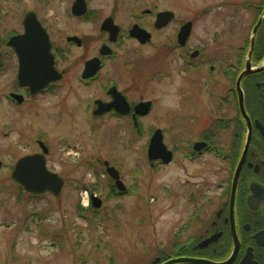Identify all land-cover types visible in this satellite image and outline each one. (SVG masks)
Returning <instances> with one entry per match:
<instances>
[{
	"label": "rangeland",
	"instance_id": "rangeland-1",
	"mask_svg": "<svg viewBox=\"0 0 264 264\" xmlns=\"http://www.w3.org/2000/svg\"><path fill=\"white\" fill-rule=\"evenodd\" d=\"M74 1L0 0V264H105L104 256L110 254L104 248L124 244L129 217H188L196 212V207L190 205L191 190L186 184L190 174L185 171H208V197L215 200L220 192L214 173L218 170L216 159L204 157L190 164L181 159V164L154 168L147 159L148 137L154 128L161 127L166 143L169 147L172 144L170 133L174 128L170 115L179 100L175 97L174 78L179 83L186 70L171 49L177 27L195 20L192 46L204 43L213 48L212 39L217 37L227 46L239 43L245 49L254 23L264 11V0H89L95 19L87 22L68 16ZM144 7L172 11L175 15L161 31L154 30L152 19L147 17L143 22L153 32L150 42L144 46L125 42L118 49V58L103 70V80L96 83V89L81 87L73 94L53 92L34 102L32 113L19 111L13 115V106L4 94L13 89L17 63L5 41L22 32L25 12L39 13L51 39L57 42L63 43L62 37L77 29L91 35V48L75 51L65 63L70 66L80 55L81 65L73 68L75 74L101 44L98 27L107 14L117 11V23L127 28L133 21L132 12ZM158 72L168 77L158 82ZM116 76L130 100L156 102V110L144 119L143 138L133 135L128 120L105 116L94 118L93 126L87 121L85 108L89 101L100 94V86L109 77ZM63 97L68 98L66 103L62 102ZM199 108L203 109L202 100L193 112L186 110L190 114L187 119L201 120ZM177 112L186 113L181 107ZM13 118L16 125L12 135ZM42 132L51 149L47 166L65 180L58 196L47 192L33 197L11 176L18 159L41 152L35 136ZM103 160L120 170L122 181L131 190L129 194H111L113 182L107 178ZM91 194L103 201L101 208L87 207L86 199L88 196L90 201ZM96 252L101 253L100 263L93 259L98 254L92 257Z\"/></svg>",
	"mask_w": 264,
	"mask_h": 264
},
{
	"label": "flooded vegetation",
	"instance_id": "flooded-vegetation-1",
	"mask_svg": "<svg viewBox=\"0 0 264 264\" xmlns=\"http://www.w3.org/2000/svg\"><path fill=\"white\" fill-rule=\"evenodd\" d=\"M85 1L87 11L83 15H76L73 12L76 0L73 2L68 13L71 19L80 22L95 19L94 9L89 8L88 5L89 0ZM31 11L36 13L48 32V28L35 10L25 12L22 25L26 14ZM160 12L154 7L134 10L132 12L133 21L127 28L117 23V11L107 14L98 27L101 44L84 62L83 68L75 74L73 68L78 69L81 65L80 55L70 66H66L65 63L71 59L75 51H88L91 48L93 40L90 38L91 35L77 29L66 33L62 37V40L64 38L63 43L49 37L54 66L60 78L38 93H33L30 86L20 82L18 78L20 60L13 48V59L16 60L17 71L13 78V89L4 94L6 101L13 106V115H17L19 111L32 113L33 103L40 97L48 96L53 92L62 91L65 94H73L78 93L81 87L96 89V83L100 79L103 80V70L110 61L118 58V49L125 42H137L142 46L150 42L148 40L142 43L136 38L132 34L134 26L137 25L146 30L151 34L152 39L153 32L143 22L147 17L152 19L151 24L156 31H161L170 25L169 23L162 28L156 27ZM99 17L100 15L96 19ZM110 18L113 21L112 26L119 27L114 40L111 39L114 32L102 28L105 21ZM188 22L192 23L190 35L181 44L179 33L181 27ZM194 25V19L181 23L177 27L174 42L171 45V49L176 52L174 53L175 58L177 57L186 68L181 73L182 80L179 83L177 77L174 78L175 97L179 100L170 115L174 128L170 133L173 138L172 144L169 147L166 143V133L163 128H154L148 137L147 159L151 167L159 169L171 164H181L182 161L190 164L212 156V159H216L218 163V170L214 173L217 174L219 180L216 188L220 192L215 200L208 197L206 193L210 182L208 171L202 169L196 172L185 171L190 174L186 184L189 185L188 190H191L190 205L196 207V212L188 217H129L125 222L127 228L124 231V244L104 248L105 253L110 254L104 256L105 264H264V129H262L264 128V68L242 78L248 62L255 69L264 65V29L261 37H258L259 28L255 46L249 56L251 34L245 49L239 43L227 46L217 37L212 39L213 48H209L204 43L201 46H192L190 42ZM23 31L24 27L22 32L14 33L13 36ZM91 60H98L99 66L93 75L86 71L87 64ZM167 77L168 75L162 76L160 72L156 76L158 82ZM120 84L119 76H116L115 78L109 77L106 83L100 86V94L94 96L85 108V114L89 117L87 121L93 126L94 118L101 119L105 116L118 121L128 120L133 135L143 138L145 136L144 119L156 110V102L154 100L132 101L128 94L120 88ZM116 92H119L126 100L129 105L128 111L123 112L125 103L120 99L118 103L122 110L112 107L100 115L95 114L101 102L107 106L116 102L114 97ZM66 100L68 98L62 102ZM200 100L203 103V109L199 108L201 120L193 117L187 119L190 114L186 110L193 112ZM147 102H150L148 112L136 110L140 103ZM179 107L186 113L177 112ZM243 107L246 115L243 114ZM13 125H16V118H13L12 135ZM157 130L161 131L164 144L171 153L169 162L162 158L154 161L149 158V143ZM181 130L186 132L181 133ZM35 143L40 147L41 152L47 148V156L50 155V145L44 138V132L35 136ZM37 153L40 152L36 151L26 155ZM157 156L160 157V155ZM106 163L114 167L119 173V179H122L120 170L116 166L109 161H101L108 180L113 182L111 194H129L131 192L129 189L120 191L117 179L108 174ZM182 167H186V164ZM239 167L241 168L240 174L235 179ZM189 169L192 170L191 167ZM92 196L93 194L91 198ZM185 201L189 202V199ZM92 204L91 200L90 206ZM100 254L92 253V257L96 255L93 259L97 263H100L99 259L102 258ZM117 259L120 260L117 261Z\"/></svg>",
	"mask_w": 264,
	"mask_h": 264
},
{
	"label": "water",
	"instance_id": "water-1",
	"mask_svg": "<svg viewBox=\"0 0 264 264\" xmlns=\"http://www.w3.org/2000/svg\"><path fill=\"white\" fill-rule=\"evenodd\" d=\"M87 11V4L85 0H76L73 12L76 15H83ZM174 13L171 11H163L159 13L158 20L156 23L157 28L166 26L173 18ZM264 21V12L260 16L257 24L253 28L251 34V49L249 56L252 54L253 48L255 46L256 35L258 29ZM24 32L17 36H12L8 45L13 47L17 52L20 60L19 68V80L22 84L30 86L33 93L42 92L44 88L60 78V74L54 67V57L51 53V42L49 34L46 29L42 26L41 22L38 20L35 12H28L24 19ZM112 19H108L103 24V29H110L114 32V36L111 39H115V34L119 30L118 26H112ZM192 23L188 22L182 26L179 33V40L183 44L184 40L190 35ZM132 34L136 36L142 43L150 40L151 35L139 26H134ZM98 60H91L87 64V70L93 75L99 69ZM264 66V65H263ZM257 67L256 69L252 67V64L248 62L246 71L242 73V78L252 72L261 71L264 67ZM89 75V74H88ZM241 81V79H240ZM243 95V91H242ZM116 102L114 104H109L108 106L104 103L99 104V109L95 114H102L105 110H110L112 107L116 109L120 105L118 102L121 100L125 103L123 112L128 111L129 105L126 100L121 96L119 92L114 93ZM121 99V100H120ZM101 105L102 108H101ZM150 109V102L140 103L136 110L138 112H148ZM122 110V109H121ZM243 114L246 115L245 109L243 107ZM262 127V126H261ZM262 129H264L262 127ZM264 131V130H263ZM48 152L47 148H44V153L34 154L22 157L18 160L12 173V178L19 183L27 192L32 194H42L46 191L51 192L53 195L58 196L64 186L63 178L55 173L51 172L47 167V162L45 158V153ZM148 155L151 161L158 158L164 159L166 162L170 161L171 153L167 150V147L163 141V135L160 130H157L153 135L149 148ZM157 155H160L158 157ZM108 166V163H106ZM1 166V163H0ZM240 167L237 169L236 178L240 174ZM107 172L109 175L117 179V185L120 190H126L124 183L119 179V173L114 167L108 166ZM93 204L95 207H100L102 202L98 197L93 196Z\"/></svg>",
	"mask_w": 264,
	"mask_h": 264
},
{
	"label": "trees",
	"instance_id": "trees-1",
	"mask_svg": "<svg viewBox=\"0 0 264 264\" xmlns=\"http://www.w3.org/2000/svg\"><path fill=\"white\" fill-rule=\"evenodd\" d=\"M262 13V12H261ZM260 13V14H261ZM259 14V15H260ZM263 29H264V22H263V24H262V26H261V28H260V31H259V36L258 37H261V32L263 31ZM7 40H8V38H7ZM7 40L5 41V42H7ZM22 188V187H21ZM23 189V188H22ZM34 196H38V197H40V196H42V195H34Z\"/></svg>",
	"mask_w": 264,
	"mask_h": 264
}]
</instances>
